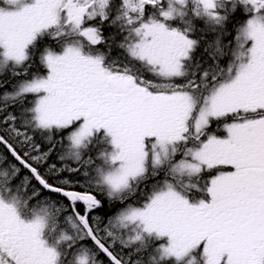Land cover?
Wrapping results in <instances>:
<instances>
[{
  "label": "snow or ice",
  "instance_id": "6c2138e0",
  "mask_svg": "<svg viewBox=\"0 0 264 264\" xmlns=\"http://www.w3.org/2000/svg\"><path fill=\"white\" fill-rule=\"evenodd\" d=\"M0 146V264H264V0H0Z\"/></svg>",
  "mask_w": 264,
  "mask_h": 264
},
{
  "label": "trees",
  "instance_id": "16d2710c",
  "mask_svg": "<svg viewBox=\"0 0 264 264\" xmlns=\"http://www.w3.org/2000/svg\"><path fill=\"white\" fill-rule=\"evenodd\" d=\"M232 35H234V32L232 33ZM226 65H227V61L225 60L223 66L226 67ZM211 127H212V130H213V131H218V132L220 133L221 126H218L217 124H216V125L214 124V125H212ZM219 128H220V129H219ZM0 151H3V147H2V146H0ZM65 175H67V173H65Z\"/></svg>",
  "mask_w": 264,
  "mask_h": 264
},
{
  "label": "rangeland",
  "instance_id": "374dc122",
  "mask_svg": "<svg viewBox=\"0 0 264 264\" xmlns=\"http://www.w3.org/2000/svg\"><path fill=\"white\" fill-rule=\"evenodd\" d=\"M214 125V124H213ZM216 125V124H215ZM218 126H221L220 133L223 134V122H221ZM214 174V173H213Z\"/></svg>",
  "mask_w": 264,
  "mask_h": 264
}]
</instances>
